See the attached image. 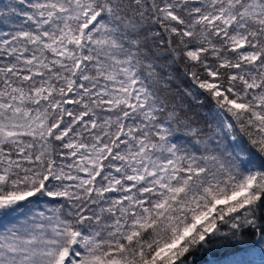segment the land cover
I'll return each instance as SVG.
<instances>
[{"label": "snow or ice", "instance_id": "6c2138e0", "mask_svg": "<svg viewBox=\"0 0 264 264\" xmlns=\"http://www.w3.org/2000/svg\"><path fill=\"white\" fill-rule=\"evenodd\" d=\"M264 264V0L0 2V264Z\"/></svg>", "mask_w": 264, "mask_h": 264}, {"label": "trees", "instance_id": "16d2710c", "mask_svg": "<svg viewBox=\"0 0 264 264\" xmlns=\"http://www.w3.org/2000/svg\"><path fill=\"white\" fill-rule=\"evenodd\" d=\"M0 2H5V0H0ZM216 258V254L213 253H197L193 260L194 264H213Z\"/></svg>", "mask_w": 264, "mask_h": 264}]
</instances>
